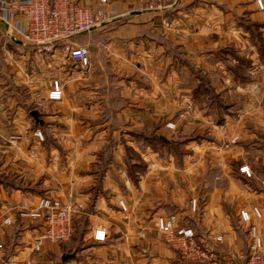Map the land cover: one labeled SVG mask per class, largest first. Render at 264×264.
Listing matches in <instances>:
<instances>
[{"label": "crops", "instance_id": "crops-1", "mask_svg": "<svg viewBox=\"0 0 264 264\" xmlns=\"http://www.w3.org/2000/svg\"><path fill=\"white\" fill-rule=\"evenodd\" d=\"M185 1L80 0L103 15L98 30L70 41L89 50L94 66L85 69L66 58L63 43L53 53L40 52L25 42L15 23L0 20V244L9 257L35 264H195L183 260L158 229L159 218L172 215L178 227L209 239L216 257L211 264H247L253 226L264 240V48L262 52L250 45L255 48L251 54L238 46L241 40L235 34L203 25L220 20L215 18L222 10L215 4L219 0L189 5L206 15L199 25L205 29L200 34L206 35L189 38L192 48L181 42V59L202 62L193 92L196 102H187L194 111L177 121L165 109L166 95L154 96L160 90L150 74L157 72L153 53L162 50L164 60L170 54L165 43L133 40L146 31L163 33L171 7ZM258 16L251 21L264 28L263 14ZM236 25L225 22L226 29ZM106 26L131 34L106 41ZM238 33L251 42L249 34ZM205 61L212 62L211 69ZM168 69L163 70L167 82L174 77L170 64ZM108 72L119 77L110 88ZM140 75H151L153 84L143 93L148 102H135L134 108ZM55 80L64 89L60 101L49 100ZM108 89L114 97L109 98ZM171 122L181 124L178 163L158 161L155 154L160 149L157 132L166 131ZM13 136L21 140L12 141ZM243 167L251 177L240 172ZM43 197L84 205L75 235L87 245V258L81 260L77 246L71 253L72 242L45 244L39 254L32 253L42 223L23 216V202L33 211ZM194 200L199 202L197 212L191 208ZM253 208L261 218L253 215ZM242 210L252 216L250 223L242 222ZM7 218L11 225L3 222ZM97 231L106 233L104 242L95 240ZM219 237L221 242L214 240ZM68 255L74 258L64 261Z\"/></svg>", "mask_w": 264, "mask_h": 264}, {"label": "built area", "instance_id": "built-area-1", "mask_svg": "<svg viewBox=\"0 0 264 264\" xmlns=\"http://www.w3.org/2000/svg\"><path fill=\"white\" fill-rule=\"evenodd\" d=\"M108 3V0H101ZM262 8V0H258ZM263 9V8H262ZM20 16V18L18 17ZM103 15L94 13L93 8L83 5L80 0H10L0 2V20L13 22L23 35L25 42L35 46L43 53H53L56 46L63 43V52L73 65L81 69L90 67L91 56L87 48L72 45L70 41L75 37L89 33L98 28ZM65 43V44H64ZM64 95L63 85L56 81L53 90L49 94L50 101H60ZM39 108L44 104L40 103ZM36 136L42 140L40 132ZM14 141H20V137H14ZM234 139L230 144H235ZM228 145L226 148H229ZM240 172L251 177L248 167L241 168ZM124 212L128 211L124 203H120ZM25 212L23 216L30 217L42 223L40 235L34 242L33 254H39L45 244H62L70 242L75 235V221L84 212L85 208L79 202H61L60 200L43 197L39 205L33 211H29L23 202ZM191 208L194 212L199 209V202L192 201ZM28 212V213H27ZM257 218H261V212L257 208L252 209ZM240 218L243 223L252 221V216L246 210H242ZM5 225H11L12 220L7 218ZM158 229L165 235L166 242L179 253L180 257L188 263L211 264L216 260L209 239L198 237L192 229L180 228L177 225L175 215L161 217L158 220ZM250 259L247 264H264V240L259 229L251 227L250 232ZM106 233L97 231L95 240L104 242ZM221 242L222 239H214ZM0 264H35L33 261H22L9 257L7 248L0 244Z\"/></svg>", "mask_w": 264, "mask_h": 264}, {"label": "rangeland", "instance_id": "rangeland-1", "mask_svg": "<svg viewBox=\"0 0 264 264\" xmlns=\"http://www.w3.org/2000/svg\"><path fill=\"white\" fill-rule=\"evenodd\" d=\"M109 1V0H108ZM155 1H161V0H155ZM175 1V0H170ZM200 1H204V0H188L187 2L185 1L183 4L182 3H175L172 7H171V11H169L168 15V19H167V24L165 26L164 32L162 33L161 30L159 33L157 34H153V32L150 31H146L145 33H140V36H135L133 38L134 41H140L143 42V40L145 39L147 42L152 40L153 38H156L158 42H163L165 43V48L166 51H168L170 54L168 55V58H165L162 56V50L160 52H156L153 53L154 54V58L156 60L157 63V72L156 74H153V72H150V74L152 76L155 75V81H154V85H157V87L159 88L158 90H160L158 92V95H154V96H159V98H163L164 94L166 95V97L168 98V106H166V110H169L170 113L172 114V117L175 116V118L173 120H177L179 121L180 117L185 118L186 116H188L189 114L192 115V112L194 111L193 105L191 104H187V102H191L193 101L192 104H194V102H196L195 97L193 96V92H194V88L195 85L197 83V73H199V63L202 62V60L199 59H191V60H184L180 58V45L182 40H185L186 43L184 44V47H188V48H192V42L188 41V39H197L200 38L203 35L206 34H200L201 32L205 31V29L203 27H199V25L201 24V22H203V18H206L202 12V14H198L196 11H193L189 5L194 4L195 2H197L199 5L202 4V2ZM220 4L215 3L217 5H221L220 8H222V10L219 9V15L215 18H218L220 20H218V23H212L209 22L207 24H203L205 26H208L209 30L217 27L215 30H218L220 32H228V34H235L236 35V40L238 42V40H241V43H238V46H240V48L249 50V52H251V54H253L255 51V48H251L250 49V45L251 46H256L258 50H261L263 52V48H264V28L261 26L262 24H260V22H254L251 21L252 19H258L259 13L263 14L264 17V0H262V8L259 6V2L258 0H219ZM228 3V4H227ZM98 9V8H97ZM96 9V10H97ZM203 9H206V7H204ZM94 10L93 11L95 14L100 15L101 13L98 12L99 10ZM227 11H230L229 15H227ZM209 12V10L207 11ZM226 17V19H225ZM113 18V17H111ZM169 20V21H168ZM221 20H223V22H221ZM226 20H229L230 22L236 23V28L235 27H230L228 29L225 28V22ZM235 21V22H234ZM264 22V21H263ZM241 26V27H239ZM116 29V28H115ZM98 30V29H97ZM104 34L105 37H107L106 41H114V38H118L121 36H128L131 33L130 32H123L120 33L119 31H114L111 32L113 29V27H104ZM241 30L242 33L244 34H249L251 36V42L249 43V41L247 42V38H245V36H243L242 34L240 35L238 32ZM95 31V30H94ZM199 31V32H198ZM114 33V34H113ZM122 34V35H121ZM159 34V35H158ZM200 34V35H198ZM80 36V35H79ZM78 37V36H77ZM72 43V42H71ZM153 46L152 44L150 45V47ZM148 46H145V50H147ZM238 49V47H236ZM152 52V50H150ZM191 57V56H189ZM197 60V64L195 66V64H193L194 67L190 66L188 63H196ZM181 61H184V65L181 64ZM206 63V67L207 69H211L212 68V62L211 61H205ZM170 64V68L173 67L174 70V77L171 78L168 82L165 81V78L163 76L164 71L166 72H170L168 67ZM91 65L94 66V62L92 60ZM90 65V66H91ZM241 65L244 68H248L251 67L248 66L247 63L242 62ZM162 68V69H158ZM113 68V67H112ZM164 68V69H163ZM164 70V71H163ZM160 72V73H158ZM147 75L148 77H145L140 75L139 77H142L143 79H141V85H140V98L139 99H135L133 101L134 104V108L135 107V102H148L149 98L147 95H143L147 93V89H150V86H152L153 84V78L152 76ZM244 74L241 72V77H243ZM119 79V77H115L113 75L110 74V72H108V85L109 88L113 87L114 85L118 84L116 82V80ZM56 81L59 80H55L52 82V86L54 85V83ZM140 82V79H139ZM167 83H173V87L170 90H166L164 87V84ZM52 91V90H51ZM128 94H130L131 92H127ZM50 94V93H49ZM131 95L135 98V95H133L131 93ZM64 96V95H63ZM108 96L110 98L114 97V92L109 91L108 89ZM63 99V98H62ZM131 102V101H130ZM132 103V102H131ZM139 103V104H140ZM144 104V103H143ZM187 104V105H186ZM196 104V103H195ZM145 105V104H144ZM185 105V106H184ZM147 107V106H145ZM157 111L158 109L155 108ZM137 110V109H135ZM181 110H183V112L181 113ZM159 111H163V109L161 108ZM181 113V114H180ZM140 126H143V124H140ZM179 126H181V124L179 125L178 122H171L168 123L166 125L167 130L166 131H158L157 137L155 139L156 141V146L159 147L160 149L157 150V152H155L156 157L158 159V161H171L172 163H178L181 159H180V155H179V137L176 136L177 134H179ZM165 128V129H166ZM136 131H138L139 129H135ZM141 130V129H140ZM194 131V130H193ZM38 133V132H37ZM161 134L165 135V139L168 142H165V139L159 138V136H161ZM14 137H19V136H13L11 139L12 141ZM151 138V137H150ZM128 139V138H126ZM18 142V141H17ZM129 158L131 157V155H128ZM132 158V157H131ZM124 212V211H123ZM128 212V211H127ZM125 212V213H127ZM162 233V232H161ZM163 234V233H162ZM144 236V234H142V237ZM164 238L165 235L163 234ZM166 239V238H165ZM72 242L71 245V253L74 254V248L77 246L79 247L78 253L79 256L81 258V260H84L86 257V254L84 249L87 248V245L84 244L83 242H81V236L77 233L75 235V237L73 238V240L70 241V243ZM69 251V250H67Z\"/></svg>", "mask_w": 264, "mask_h": 264}, {"label": "water", "instance_id": "water-1", "mask_svg": "<svg viewBox=\"0 0 264 264\" xmlns=\"http://www.w3.org/2000/svg\"><path fill=\"white\" fill-rule=\"evenodd\" d=\"M32 115H33L36 119H38V117H39V113H38V112H33ZM72 258H74V255H68V256L64 257V261L70 260V259H72Z\"/></svg>", "mask_w": 264, "mask_h": 264}, {"label": "trees", "instance_id": "trees-1", "mask_svg": "<svg viewBox=\"0 0 264 264\" xmlns=\"http://www.w3.org/2000/svg\"><path fill=\"white\" fill-rule=\"evenodd\" d=\"M151 140H154V139H151V138H150V141H151ZM165 142H166V141H165ZM74 236H75V235H74ZM73 238H74V237H73ZM72 240H73V239H72Z\"/></svg>", "mask_w": 264, "mask_h": 264}]
</instances>
